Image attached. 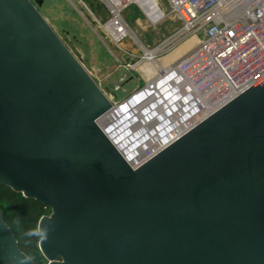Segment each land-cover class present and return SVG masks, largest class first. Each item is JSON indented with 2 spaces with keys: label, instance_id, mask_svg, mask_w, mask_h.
I'll list each match as a JSON object with an SVG mask.
<instances>
[{
  "label": "water",
  "instance_id": "1",
  "mask_svg": "<svg viewBox=\"0 0 264 264\" xmlns=\"http://www.w3.org/2000/svg\"><path fill=\"white\" fill-rule=\"evenodd\" d=\"M43 1L0 0V186L51 208L47 264H264V78L134 167ZM0 264H36L1 209Z\"/></svg>",
  "mask_w": 264,
  "mask_h": 264
},
{
  "label": "rangeland",
  "instance_id": "2",
  "mask_svg": "<svg viewBox=\"0 0 264 264\" xmlns=\"http://www.w3.org/2000/svg\"><path fill=\"white\" fill-rule=\"evenodd\" d=\"M39 10L110 98L113 108H118L115 114L110 111L99 122L130 163L139 164L141 161L132 156L121 139L130 138L133 134L132 141L140 142L142 135L135 132L141 119L136 121V113L150 107L154 90L172 85L174 79L173 74L163 81L156 79L161 75L160 69L166 70L160 68V64L193 35L202 40L204 32L187 33L173 42L175 44L160 49L159 46L182 27L168 0H141L138 5L129 6L123 12V18L132 34L121 42L112 40L103 28L110 15L101 0H44ZM155 48L158 50L154 61H150L146 50L153 51ZM151 63L156 68L155 74L146 71V66ZM151 81H154L153 89L150 85L144 88ZM181 86L183 89V84ZM113 128H117L118 132L115 133ZM51 213L50 208L45 215Z\"/></svg>",
  "mask_w": 264,
  "mask_h": 264
},
{
  "label": "built area",
  "instance_id": "3",
  "mask_svg": "<svg viewBox=\"0 0 264 264\" xmlns=\"http://www.w3.org/2000/svg\"><path fill=\"white\" fill-rule=\"evenodd\" d=\"M101 1L110 15L106 33L116 42L131 36L123 12L141 0ZM168 1L182 27L159 48L200 30L204 38L160 74H173L193 98L213 102L209 115L264 78V0Z\"/></svg>",
  "mask_w": 264,
  "mask_h": 264
},
{
  "label": "bare ground",
  "instance_id": "4",
  "mask_svg": "<svg viewBox=\"0 0 264 264\" xmlns=\"http://www.w3.org/2000/svg\"><path fill=\"white\" fill-rule=\"evenodd\" d=\"M199 41L200 40L198 36L193 35L178 49L171 53L170 56H167L165 61L175 59L177 56L181 55L189 48H192V46L196 45ZM157 50L158 49H155L153 51L146 50V55H148V57H146L150 61H154V55ZM146 71L148 74H155L156 68L151 63L146 66ZM167 77L170 78L172 77V75L168 74ZM156 79L163 81L166 78L160 75ZM171 84L172 85L168 86L165 85L161 89L158 87L156 90H154V94L152 93L154 95V100L152 102L151 99L152 104L150 105V107L147 108V110H141L139 113H136L138 115H135L136 121L138 119H141V121L139 120L138 122L140 124L136 126L137 129L135 132L137 133L138 131L139 135H142L140 142L136 143L137 141H132L133 134L131 137L129 136L130 138H124L123 140L121 139L122 144L129 147L132 156L141 161H139V164L157 153L166 144L175 140L184 131H187L200 120L204 119L207 115H209L214 107L213 102L207 101L204 103L201 100L193 98L192 94L185 91V87H183V89L181 88L182 86L178 78L172 79ZM227 93L228 92H226V94ZM117 109L112 108L110 111L115 114ZM113 130L115 133L118 132L117 128H113ZM121 153L123 152L121 151Z\"/></svg>",
  "mask_w": 264,
  "mask_h": 264
},
{
  "label": "trees",
  "instance_id": "5",
  "mask_svg": "<svg viewBox=\"0 0 264 264\" xmlns=\"http://www.w3.org/2000/svg\"><path fill=\"white\" fill-rule=\"evenodd\" d=\"M0 209L3 211L4 221L14 232L20 249L36 264H46L47 259L39 248L42 235L38 231V223L50 207L25 197L10 187L0 186Z\"/></svg>",
  "mask_w": 264,
  "mask_h": 264
},
{
  "label": "crops",
  "instance_id": "6",
  "mask_svg": "<svg viewBox=\"0 0 264 264\" xmlns=\"http://www.w3.org/2000/svg\"><path fill=\"white\" fill-rule=\"evenodd\" d=\"M189 50H191V48L188 49V51H189ZM188 51L182 53L181 55L177 56V57H176L175 59H173V60H169V61H165V62L161 63V64H160V68H167V67L173 65L177 60H179V59H180L185 53H187ZM166 63H167V64H166Z\"/></svg>",
  "mask_w": 264,
  "mask_h": 264
},
{
  "label": "clouds",
  "instance_id": "7",
  "mask_svg": "<svg viewBox=\"0 0 264 264\" xmlns=\"http://www.w3.org/2000/svg\"><path fill=\"white\" fill-rule=\"evenodd\" d=\"M31 234H37L38 235L39 233H31Z\"/></svg>",
  "mask_w": 264,
  "mask_h": 264
}]
</instances>
